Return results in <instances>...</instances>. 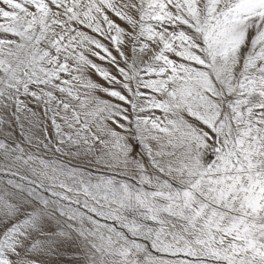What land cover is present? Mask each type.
Segmentation results:
<instances>
[{"label": "snow or ice", "instance_id": "snow-or-ice-1", "mask_svg": "<svg viewBox=\"0 0 264 264\" xmlns=\"http://www.w3.org/2000/svg\"><path fill=\"white\" fill-rule=\"evenodd\" d=\"M0 264H264V0H0Z\"/></svg>", "mask_w": 264, "mask_h": 264}]
</instances>
